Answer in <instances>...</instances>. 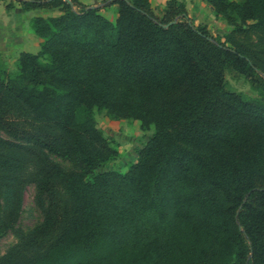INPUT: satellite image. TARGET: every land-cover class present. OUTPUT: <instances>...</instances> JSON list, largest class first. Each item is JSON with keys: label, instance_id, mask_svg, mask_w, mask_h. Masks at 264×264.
Returning a JSON list of instances; mask_svg holds the SVG:
<instances>
[{"label": "trees", "instance_id": "trees-1", "mask_svg": "<svg viewBox=\"0 0 264 264\" xmlns=\"http://www.w3.org/2000/svg\"><path fill=\"white\" fill-rule=\"evenodd\" d=\"M264 42V0H204ZM39 50L0 60V264H264V61L195 25L183 3L112 0L111 22L78 0H19ZM93 108L153 128L125 171ZM61 159L64 168L53 160ZM42 219L15 227L21 185ZM10 194L3 209L2 193Z\"/></svg>", "mask_w": 264, "mask_h": 264}, {"label": "rangeland", "instance_id": "rangeland-1", "mask_svg": "<svg viewBox=\"0 0 264 264\" xmlns=\"http://www.w3.org/2000/svg\"><path fill=\"white\" fill-rule=\"evenodd\" d=\"M79 2L97 6L99 12L111 22L117 16V7L112 0H78ZM169 0H150L153 12L158 17L163 15ZM184 4L187 15L195 25L205 26L209 34L218 37L230 47H242L254 51L256 56L264 61V42L259 32L246 29L234 30V26L227 23L222 17L216 16L211 7L204 0H176ZM60 14L58 7L22 9L19 0H0V60L6 71L15 69L18 55L23 52H37L39 50V38L29 26V20L33 16H54ZM227 83L232 90L257 98L264 106V99L255 91L250 82L241 76H234L228 71L225 74ZM93 116L97 128L106 137L112 146L117 149V155L105 162L96 172L119 169L125 171L128 166L137 159V151L144 144L147 137L153 131L140 128L138 120L116 119L109 116L105 110L93 108ZM2 137L5 134L0 133ZM62 167L70 165L59 158L52 157ZM35 186L32 182L21 185L19 213L15 227L26 233L35 224L41 221L42 214L35 201ZM10 194L4 191L1 196L3 209L9 205ZM17 236L12 230L0 232V256L17 242Z\"/></svg>", "mask_w": 264, "mask_h": 264}, {"label": "water", "instance_id": "water-1", "mask_svg": "<svg viewBox=\"0 0 264 264\" xmlns=\"http://www.w3.org/2000/svg\"><path fill=\"white\" fill-rule=\"evenodd\" d=\"M65 1H68L69 2V0H65Z\"/></svg>", "mask_w": 264, "mask_h": 264}, {"label": "crops", "instance_id": "crops-1", "mask_svg": "<svg viewBox=\"0 0 264 264\" xmlns=\"http://www.w3.org/2000/svg\"><path fill=\"white\" fill-rule=\"evenodd\" d=\"M40 40V39H39ZM40 42V41H39Z\"/></svg>", "mask_w": 264, "mask_h": 264}]
</instances>
